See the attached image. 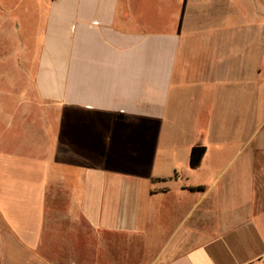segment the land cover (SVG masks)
Wrapping results in <instances>:
<instances>
[{
    "label": "crops",
    "instance_id": "obj_1",
    "mask_svg": "<svg viewBox=\"0 0 264 264\" xmlns=\"http://www.w3.org/2000/svg\"><path fill=\"white\" fill-rule=\"evenodd\" d=\"M148 1L0 0V264H264V14Z\"/></svg>",
    "mask_w": 264,
    "mask_h": 264
},
{
    "label": "rangeland",
    "instance_id": "obj_2",
    "mask_svg": "<svg viewBox=\"0 0 264 264\" xmlns=\"http://www.w3.org/2000/svg\"><path fill=\"white\" fill-rule=\"evenodd\" d=\"M2 1H3L2 4H3L4 8H6V12H7V13H4L2 15V18H5L8 21V23L11 24V22H13L15 19L14 17H18V15L22 14L23 8H20V6L21 5L24 6L23 5L24 0H2ZM148 2H146V4L144 6H145V8H148V10H151L153 1L150 0ZM33 4L34 3H32L31 5H33ZM26 5H27V3H26ZM232 7L234 9L238 8V10H240L242 12L245 11L246 13H253L255 9H257V10L259 9V11L264 14V0H255V1L254 0H234V3L230 5L229 9H231ZM262 19L264 20V17L259 18L258 20L255 19V17H251V18L249 17V19L246 20V23H248V21L249 22L257 21L258 23L263 24L264 21ZM1 20H3V19H1ZM7 21H6V24H8ZM1 42H2V39H0V44H1ZM1 70L2 69L0 68V72H1ZM262 134H261V136H262ZM116 256H118V255H116ZM32 261H34L36 264L38 263V261L36 262V260H32Z\"/></svg>",
    "mask_w": 264,
    "mask_h": 264
},
{
    "label": "water",
    "instance_id": "obj_3",
    "mask_svg": "<svg viewBox=\"0 0 264 264\" xmlns=\"http://www.w3.org/2000/svg\"><path fill=\"white\" fill-rule=\"evenodd\" d=\"M200 159H201V154L199 152H195L193 154L192 163L197 165Z\"/></svg>",
    "mask_w": 264,
    "mask_h": 264
},
{
    "label": "trees",
    "instance_id": "obj_4",
    "mask_svg": "<svg viewBox=\"0 0 264 264\" xmlns=\"http://www.w3.org/2000/svg\"><path fill=\"white\" fill-rule=\"evenodd\" d=\"M191 191H202L203 190V188H192V189H190Z\"/></svg>",
    "mask_w": 264,
    "mask_h": 264
}]
</instances>
